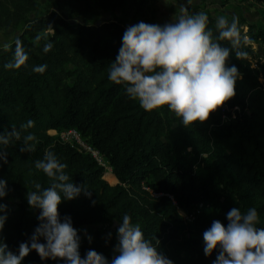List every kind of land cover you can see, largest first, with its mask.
I'll return each instance as SVG.
<instances>
[{
    "label": "trees",
    "instance_id": "obj_1",
    "mask_svg": "<svg viewBox=\"0 0 264 264\" xmlns=\"http://www.w3.org/2000/svg\"><path fill=\"white\" fill-rule=\"evenodd\" d=\"M59 1L67 16L52 8L26 17L37 8L36 0H0V28L23 19L9 41L11 49L0 51V134L32 120L34 127L26 132L37 137L35 152H21L23 139L14 140L6 149L8 162H0V179L7 185V195L0 198L7 205L0 213L7 217L0 238L8 250L18 255L19 245L30 242L40 224L41 210L28 204L27 194L35 190L34 182L42 188L52 183L35 168L46 150L68 165L69 182L82 189L58 206L61 222L70 217L79 236L83 225H98L86 231L91 240L80 244L81 258L94 250L111 264L125 214L173 264H213L219 249L206 256L203 233L213 221L227 227L233 208L242 213L255 208V227L264 230V27L238 19L239 29L246 25L247 42L241 36L240 51L247 55L238 59L233 51L226 62L239 72L236 94L207 121L185 127L167 106L162 113L147 112L128 97L124 85L110 81L126 28L120 17L97 18L99 9L114 7L116 0ZM206 15L215 38L216 21ZM232 18L226 19L231 23ZM47 26L55 34L48 36L53 47L45 53L43 41L39 46L34 41ZM17 37L29 59L18 70L6 69ZM250 41L263 46L257 67L248 57ZM40 65H47L43 74L33 71ZM70 127L108 163L115 183L102 178L105 171L88 151L47 133ZM197 205L205 211L195 212ZM39 242L46 243L43 237ZM21 264L66 261L41 259L32 250Z\"/></svg>",
    "mask_w": 264,
    "mask_h": 264
},
{
    "label": "clouds",
    "instance_id": "obj_2",
    "mask_svg": "<svg viewBox=\"0 0 264 264\" xmlns=\"http://www.w3.org/2000/svg\"><path fill=\"white\" fill-rule=\"evenodd\" d=\"M216 29L218 36L214 38L213 31L208 28V16L204 12L189 15L183 6L173 22L163 26L144 22L129 26L123 34L119 54L110 66L109 79L124 85L128 97L138 101L147 112L167 106L185 127L197 121L203 123L236 94L238 69L226 66L231 52L235 51L238 59L247 55L240 51L242 37L236 17L231 23L224 16L217 17ZM50 34L55 33L48 27L35 36L34 43L39 46L43 41L45 53L53 47L48 40ZM219 41H228L230 47L222 46ZM243 42H247V37ZM14 43L13 59L4 67L18 70L26 66L29 56L19 37ZM11 47V43L5 42L2 50L8 52ZM46 68L47 65H40L33 71L43 74ZM32 127L34 121L28 120L20 130L13 125L11 131L0 134V162H8L6 149L14 140L23 139L21 152H35L37 137L26 132ZM22 132H26L23 137ZM67 167L50 150L45 151L43 159L35 162V168L52 182L47 188L34 182L35 190L27 194L28 204L41 210L40 224L30 242L19 245L18 255L8 250L0 238V264H21L32 250L41 259L59 258L66 264H109L94 250L81 258L80 237L71 218L65 216L61 222L58 206L62 200H72L82 191L80 186L69 182ZM6 187V181L0 179V198L7 195ZM85 194L91 196V192ZM6 209L7 205L0 203V213ZM6 218V215H0V232ZM227 219V227L217 220L203 233L205 255L210 256L218 248L219 254L213 264H264V230L255 227L259 222L256 209L249 208L242 213L233 208ZM117 232L118 244L114 251L118 254L114 255L111 264H173L145 238L140 225L133 224L128 214L123 216ZM41 237L46 243L39 242Z\"/></svg>",
    "mask_w": 264,
    "mask_h": 264
},
{
    "label": "rangeland",
    "instance_id": "obj_3",
    "mask_svg": "<svg viewBox=\"0 0 264 264\" xmlns=\"http://www.w3.org/2000/svg\"><path fill=\"white\" fill-rule=\"evenodd\" d=\"M37 8L29 12L26 17H31L33 14L41 13L46 9H56L57 11L63 13L67 16L68 8L61 5L59 0H36ZM141 1V2H139ZM181 6L185 7L187 14H196L199 12H204L209 14L215 21L217 17L224 16L228 18L229 16L236 17L237 19L243 18L251 23L250 26H259L264 27V0H116V5L108 9H99L100 16L97 18L111 19L112 16L120 17L127 29L129 26L135 25L139 22H144L148 24H159L163 26L166 23L173 22L175 16L179 14ZM193 9L192 12L189 10ZM23 24V19L14 26H5L0 28V51L2 50V45L5 42L11 40V38L16 35ZM46 27L45 31L48 30ZM241 36L245 33L242 27ZM247 36V35H246ZM251 52L249 53L250 58H258L261 56L263 51V46L260 42H252L250 44ZM262 60V58H261ZM165 106L161 109H157L159 113H162ZM170 115L172 112L170 111ZM54 129H48L47 133L54 134ZM103 171H105V177L101 175L108 183H115V180L112 177L110 167L108 163L100 157L98 162ZM195 212H204L205 207L200 208L199 205L193 208ZM115 224V223H114ZM98 225H83V231L81 232L80 244L84 243L86 240H89L90 234L86 231L93 230ZM110 226L107 227L108 230ZM106 233V231H105ZM168 258V256H167Z\"/></svg>",
    "mask_w": 264,
    "mask_h": 264
},
{
    "label": "built area",
    "instance_id": "obj_4",
    "mask_svg": "<svg viewBox=\"0 0 264 264\" xmlns=\"http://www.w3.org/2000/svg\"><path fill=\"white\" fill-rule=\"evenodd\" d=\"M241 27H242L243 31L245 32L246 25H241ZM242 37L243 38L246 37L245 33L242 35ZM252 42L253 41H250L249 43L252 44ZM248 57L250 59V64L254 67H257L256 58H253V59L250 58L249 54H248ZM259 60H261V58H259ZM54 133L57 134V136L60 140L67 141L70 144L76 145V147H78V148L80 147L82 149H85L95 158V160L97 162L100 161V155L98 154L97 150L88 146L85 142H83L80 139L78 132L74 128L70 127V128L64 129V130L55 131ZM150 193L153 195H156V193H154L152 191Z\"/></svg>",
    "mask_w": 264,
    "mask_h": 264
},
{
    "label": "water",
    "instance_id": "obj_5",
    "mask_svg": "<svg viewBox=\"0 0 264 264\" xmlns=\"http://www.w3.org/2000/svg\"><path fill=\"white\" fill-rule=\"evenodd\" d=\"M63 14V13H62ZM64 15V14H63Z\"/></svg>",
    "mask_w": 264,
    "mask_h": 264
}]
</instances>
